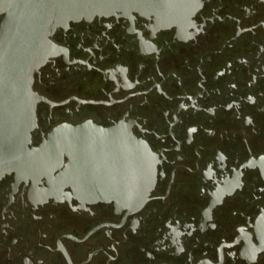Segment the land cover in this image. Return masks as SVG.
Returning a JSON list of instances; mask_svg holds the SVG:
<instances>
[{"label": "flooded vegetation", "instance_id": "1", "mask_svg": "<svg viewBox=\"0 0 264 264\" xmlns=\"http://www.w3.org/2000/svg\"><path fill=\"white\" fill-rule=\"evenodd\" d=\"M200 2L181 26L114 14L49 37L40 157L0 177V264H264V0ZM131 136L155 173L137 205L103 198L129 193Z\"/></svg>", "mask_w": 264, "mask_h": 264}, {"label": "water", "instance_id": "2", "mask_svg": "<svg viewBox=\"0 0 264 264\" xmlns=\"http://www.w3.org/2000/svg\"><path fill=\"white\" fill-rule=\"evenodd\" d=\"M200 3V0H0V13L5 14L0 26V177L26 170L40 157L37 150L29 148L37 103L31 88L32 75L49 56L52 50L49 37L58 27L66 28L70 22L95 16L131 13L153 16L164 27L181 26L190 20ZM75 129L70 132L73 136ZM57 142L62 148L49 150L50 156L63 150L74 167L76 139L61 138ZM129 158V193L122 191L103 198L131 205L148 199L155 181L152 156L145 144L133 136ZM75 181L72 178L69 182L74 186ZM119 183L122 185V180Z\"/></svg>", "mask_w": 264, "mask_h": 264}]
</instances>
